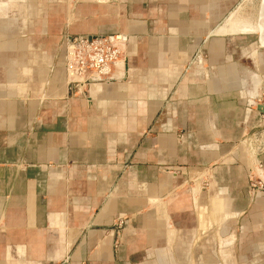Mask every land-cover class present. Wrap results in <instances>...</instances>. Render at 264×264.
<instances>
[{
    "label": "crops",
    "instance_id": "0c3cea01",
    "mask_svg": "<svg viewBox=\"0 0 264 264\" xmlns=\"http://www.w3.org/2000/svg\"><path fill=\"white\" fill-rule=\"evenodd\" d=\"M65 1L0 0V264H264V40L222 28L239 0ZM67 36H121L118 77L70 96Z\"/></svg>",
    "mask_w": 264,
    "mask_h": 264
},
{
    "label": "built area",
    "instance_id": "2783aa9c",
    "mask_svg": "<svg viewBox=\"0 0 264 264\" xmlns=\"http://www.w3.org/2000/svg\"><path fill=\"white\" fill-rule=\"evenodd\" d=\"M114 1L118 2V0ZM126 1L120 0L119 3ZM64 40V72L67 92L70 96L81 92L91 83L104 82L118 77V70L123 68L125 63L124 41L121 36H114L110 39L67 36ZM252 160L254 169L250 173L249 188L252 192L264 195L263 165L254 157ZM187 180L193 185L200 181L199 178ZM207 187L208 182H204L203 189ZM124 221L125 219L121 216L115 219L114 227L118 232Z\"/></svg>",
    "mask_w": 264,
    "mask_h": 264
},
{
    "label": "rangeland",
    "instance_id": "374dc122",
    "mask_svg": "<svg viewBox=\"0 0 264 264\" xmlns=\"http://www.w3.org/2000/svg\"><path fill=\"white\" fill-rule=\"evenodd\" d=\"M16 1V0H14ZM19 1H23V0H19ZM75 1L77 0H66L65 3L68 7V11L69 12H73V7L75 5ZM79 1V0H78ZM82 1V0H81ZM91 2H97L98 0H90ZM100 2H108V3H112V4H115V3H119L120 0L117 1H114L112 0L111 2H109L108 0H99ZM98 1V2H99ZM259 3H260V0H239L238 3H236V5L233 7V9L228 13L227 17H226V21L230 18V16H237L238 18H240L241 20H243L244 22H247V23H250L254 24V26L256 27V31H258V27H257V17H258V7H259ZM74 13H70L68 16L69 18L72 19L71 16H73ZM69 25L70 23H66L65 25V32L67 33L66 30L69 29ZM223 34H233V33H223ZM206 176V172L205 171H198V172H194L192 174L190 173H187L186 175V178L184 180V187H188L189 190H193V192L195 193V189L198 188V187H194V185H191V183H189V181L187 179H197L199 178V180H201L202 178H205ZM249 176H248V181H249ZM194 187V188H193ZM193 193V194H194ZM124 225V224H123ZM123 228V226H122ZM121 228V229H122ZM120 229V231H121ZM195 260H198V257L196 256Z\"/></svg>",
    "mask_w": 264,
    "mask_h": 264
},
{
    "label": "water",
    "instance_id": "95a60500",
    "mask_svg": "<svg viewBox=\"0 0 264 264\" xmlns=\"http://www.w3.org/2000/svg\"><path fill=\"white\" fill-rule=\"evenodd\" d=\"M257 27L260 29L259 38L264 40V0L260 1L258 7Z\"/></svg>",
    "mask_w": 264,
    "mask_h": 264
},
{
    "label": "bare ground",
    "instance_id": "6f19581e",
    "mask_svg": "<svg viewBox=\"0 0 264 264\" xmlns=\"http://www.w3.org/2000/svg\"><path fill=\"white\" fill-rule=\"evenodd\" d=\"M261 1V0H260ZM263 1V0H262ZM100 2V1H99ZM233 16H230V18L224 23V26L222 27V28H226V26H227V24H228V22H229V20L232 18ZM221 28V29H222ZM258 29V31L260 32V29L259 28H257ZM258 32V33H259Z\"/></svg>",
    "mask_w": 264,
    "mask_h": 264
}]
</instances>
